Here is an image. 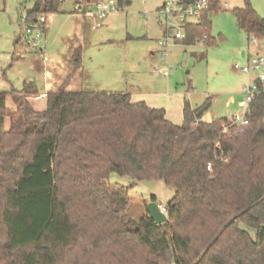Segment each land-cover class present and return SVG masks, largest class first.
Segmentation results:
<instances>
[{
	"label": "trees",
	"instance_id": "16d2710c",
	"mask_svg": "<svg viewBox=\"0 0 264 264\" xmlns=\"http://www.w3.org/2000/svg\"><path fill=\"white\" fill-rule=\"evenodd\" d=\"M63 1L36 0L29 21L59 13ZM220 11L221 0H210L180 43L213 46L210 15ZM234 15L264 41V19L250 3ZM82 54H74L75 70ZM7 94L0 93V264H264V95L238 129L227 117L204 121L210 102L194 109L185 101L177 125L128 93L64 85L37 111L29 91L12 88L17 113L5 130ZM112 174L164 182L175 194L168 221L136 220L130 188L111 184Z\"/></svg>",
	"mask_w": 264,
	"mask_h": 264
},
{
	"label": "rangeland",
	"instance_id": "374dc122",
	"mask_svg": "<svg viewBox=\"0 0 264 264\" xmlns=\"http://www.w3.org/2000/svg\"><path fill=\"white\" fill-rule=\"evenodd\" d=\"M164 1L132 0L124 12L107 17L99 28L89 23L82 54L83 90L128 93L132 101H145L153 108L165 109L167 119L173 123H183L185 101L194 109L210 102V109L203 116L206 122L242 114L244 87L253 76L235 66H245L244 55L259 53L257 45L263 40L243 31L234 11L245 9L250 3L264 19V0H221V11L210 15V36L215 44L185 46L172 42L162 60L159 43L164 40L165 23L158 11ZM75 3L76 0H64L59 13L51 18L44 38L48 56L58 59L67 50L66 40L78 26L71 15ZM35 4L36 0H0V93H8L5 130L11 128L17 113V104L10 94L12 88L29 91L32 107L45 110L41 107L42 101H47L41 95L43 59L36 66L31 61L13 66L18 57L28 56L31 60L29 50L40 55L25 43L19 23L23 10L33 9ZM154 68L167 71L169 77L155 75ZM109 182L130 188V213L136 220L148 214L151 203L167 206L175 195L162 181L139 182L112 174Z\"/></svg>",
	"mask_w": 264,
	"mask_h": 264
},
{
	"label": "built area",
	"instance_id": "2783aa9c",
	"mask_svg": "<svg viewBox=\"0 0 264 264\" xmlns=\"http://www.w3.org/2000/svg\"><path fill=\"white\" fill-rule=\"evenodd\" d=\"M131 2L132 0H97L92 3L76 2L75 9L76 12L82 13L87 8L85 15L92 19L93 26L97 29L101 26L100 22L111 15L124 12ZM209 2L210 0H198L194 3H189L186 0L164 1L163 6L158 11L159 16L165 23L164 40L159 43L162 48V60L167 57V50L172 42L180 43L187 38L188 26L199 22L203 13L208 9ZM225 6L228 8V4H225ZM28 13L29 10L24 9L19 21L20 27L24 30L23 39L31 50L41 52L42 41L53 15L40 13L34 22H30ZM194 19H196V23L193 21ZM253 42L256 44V37L253 38ZM257 48L262 51L253 56L244 55L246 60L245 66H235V69L253 76L251 82L244 87L246 101L241 105L244 112L227 117L233 125L239 127H244L248 124L247 114L251 103L257 97L264 95V45L258 44ZM153 73L169 77L167 71H162L158 68H154ZM208 168L211 170V165ZM159 208L167 216L166 206H159Z\"/></svg>",
	"mask_w": 264,
	"mask_h": 264
},
{
	"label": "crops",
	"instance_id": "0c3cea01",
	"mask_svg": "<svg viewBox=\"0 0 264 264\" xmlns=\"http://www.w3.org/2000/svg\"><path fill=\"white\" fill-rule=\"evenodd\" d=\"M76 4V3H75ZM74 18H76L78 22V26L73 35H70L66 40L67 50L65 53L60 56L58 59L55 57L48 56L46 54V43L44 38L42 41L41 52L39 54H34L29 50V54L32 55V59L28 60V56L18 57L15 61L13 66H16L19 63H26L31 61L36 66L40 59H43L44 62V72H43V82L44 87L41 90V95L46 99V94L49 92H56L62 86L65 85L66 91L70 92H77L81 91L84 88L83 80H82V73H83V61L80 69L75 70L73 64V57L77 50L81 49L82 53L84 51L86 42H87V27L92 24V19L87 17L84 13L76 12L75 6L74 11L72 12ZM54 16V15H53ZM105 21V20H104ZM102 21V23L104 22ZM93 25V24H92ZM264 45V41H262L261 45ZM259 51H262L261 49ZM258 52V51H257ZM46 61V62H45ZM37 94V93H36ZM156 100L153 99V102ZM134 102H145V101H134ZM149 107L148 102H145ZM153 106V105H152ZM41 107L43 109L46 108V100L42 101ZM153 108V107H151ZM159 109V108H157ZM184 109V107H183ZM165 110V109H164ZM166 111V110H165ZM183 114V111H182ZM167 117V112H166ZM174 124L181 125L182 122H175Z\"/></svg>",
	"mask_w": 264,
	"mask_h": 264
},
{
	"label": "water",
	"instance_id": "95a60500",
	"mask_svg": "<svg viewBox=\"0 0 264 264\" xmlns=\"http://www.w3.org/2000/svg\"><path fill=\"white\" fill-rule=\"evenodd\" d=\"M33 10L35 12L39 11V4L38 3H36L34 5ZM148 214H149L150 218L153 219L155 221V223L158 225L164 224L168 221V217L160 211V208L156 203H151L148 206Z\"/></svg>",
	"mask_w": 264,
	"mask_h": 264
}]
</instances>
